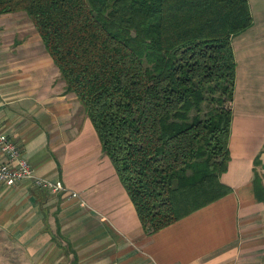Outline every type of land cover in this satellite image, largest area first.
Wrapping results in <instances>:
<instances>
[{
    "label": "crops",
    "instance_id": "1",
    "mask_svg": "<svg viewBox=\"0 0 264 264\" xmlns=\"http://www.w3.org/2000/svg\"><path fill=\"white\" fill-rule=\"evenodd\" d=\"M248 2L252 24L232 39L229 158L219 174L228 190L151 234L39 34L17 12L0 14V135L61 186L0 181V264H264V202L252 184L254 170L264 183V17Z\"/></svg>",
    "mask_w": 264,
    "mask_h": 264
},
{
    "label": "trees",
    "instance_id": "2",
    "mask_svg": "<svg viewBox=\"0 0 264 264\" xmlns=\"http://www.w3.org/2000/svg\"><path fill=\"white\" fill-rule=\"evenodd\" d=\"M23 11L147 234L217 199L248 0H0ZM227 102V103H226ZM253 190L264 202L254 170Z\"/></svg>",
    "mask_w": 264,
    "mask_h": 264
},
{
    "label": "built area",
    "instance_id": "3",
    "mask_svg": "<svg viewBox=\"0 0 264 264\" xmlns=\"http://www.w3.org/2000/svg\"><path fill=\"white\" fill-rule=\"evenodd\" d=\"M0 151L5 160L0 161V181L6 185H14L22 180H31L41 188L60 189L59 183H52L47 179L35 175L30 163L22 156L15 143L0 135Z\"/></svg>",
    "mask_w": 264,
    "mask_h": 264
},
{
    "label": "rangeland",
    "instance_id": "4",
    "mask_svg": "<svg viewBox=\"0 0 264 264\" xmlns=\"http://www.w3.org/2000/svg\"><path fill=\"white\" fill-rule=\"evenodd\" d=\"M250 2L252 4V10H253V12L255 13L256 10H260L261 12H263L262 15L264 17V0H250ZM15 15H17L16 17H17L18 20L22 19L23 20L22 22L27 23L29 25V27L33 26L31 24V21L29 20V18L26 16V14L23 11H18L17 14H15ZM29 29H31V28H29ZM33 31H36V30L34 29ZM247 51L250 52V49H247ZM248 62L249 63H253V61H248Z\"/></svg>",
    "mask_w": 264,
    "mask_h": 264
}]
</instances>
